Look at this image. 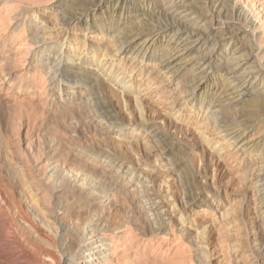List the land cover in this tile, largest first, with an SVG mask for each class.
<instances>
[{
  "label": "bare ground",
  "instance_id": "1",
  "mask_svg": "<svg viewBox=\"0 0 264 264\" xmlns=\"http://www.w3.org/2000/svg\"><path fill=\"white\" fill-rule=\"evenodd\" d=\"M60 1L70 2L65 7L70 8L68 14L57 12L34 25V44L43 46L40 55L62 58L66 43V59L75 58L79 72L82 66L88 69V76L82 71L74 82L102 76V87L109 93L120 84V92L128 90L134 96L127 98L135 101L142 117L145 101L155 104L162 115L171 117V125L196 138L203 161L210 157L217 169L229 174L228 181L244 188L237 212L221 211V198L211 192L196 193L195 199L188 195L183 206L188 215L199 218L195 235L204 233L202 257L210 259L207 264H264V0ZM134 76L138 77L129 83ZM59 78L65 86L71 80V76ZM18 81L8 83V90L20 89ZM74 84L67 94H73ZM101 108L109 114L112 106ZM136 124L125 130L130 138L145 131L151 138L159 133L157 124L149 131L144 119ZM4 147L0 149V264L122 263L119 254H108L117 246L104 243L96 231L79 239L71 231L60 245L61 230L49 224L33 184L36 175L23 161L11 159ZM154 172L147 176L151 182ZM160 173L162 183L172 175L166 166ZM91 192H84L87 198ZM140 202L151 228L157 230L167 224L162 217L176 213L174 208L160 211V200L144 196ZM103 211L94 225L112 221V215ZM187 218L180 213L177 221L190 231L193 219ZM207 238L214 241L212 248H207ZM84 247L86 253L78 258Z\"/></svg>",
  "mask_w": 264,
  "mask_h": 264
},
{
  "label": "rangeland",
  "instance_id": "2",
  "mask_svg": "<svg viewBox=\"0 0 264 264\" xmlns=\"http://www.w3.org/2000/svg\"><path fill=\"white\" fill-rule=\"evenodd\" d=\"M60 2L0 0V145L3 146L0 149L5 145L11 159L23 161L36 175L33 184L39 191L49 224L61 230L60 245L71 231H76L78 239L96 231L104 243L117 246L116 252L108 251V254H119L121 264H207L210 259L205 261L201 252L206 246L201 242L204 233L195 235L199 232L196 230L199 218L193 213L188 215L183 205L190 194L195 199L200 193L211 192L221 198V211L237 212L243 186L228 181L229 174L221 167L217 169L210 157L203 161L196 138L186 137L179 126L171 125V117L162 115L155 104L145 101L146 113L142 117L143 112L135 101L127 98L128 94L133 95L128 90L120 92V84L109 93L102 87V76L98 80L93 75V80L74 82V76L78 77L82 71L81 75L88 76V69L82 66L79 72L74 65L77 60L66 59V43L63 42V48L60 43L58 46L62 48L63 59L53 55L46 59V55H40L43 46L34 44V25L49 20L57 12L68 14L70 8L65 7L70 2ZM64 40L62 37L61 42ZM7 72L11 77L4 76ZM59 75L71 76L67 86ZM21 76L20 83L17 79ZM137 77H131L129 83ZM16 81L20 89L8 90V83ZM73 83L75 89L69 95L67 91ZM103 104H111L114 112L111 109L106 113L101 108ZM143 119L148 131L153 124L158 125V135L151 138L145 131L130 138L125 130ZM107 124L114 127L111 129ZM163 164L172 173L167 180L173 181L162 183ZM154 169V182H151L147 176ZM191 182L194 188L189 193ZM85 189L93 190L92 197L87 198ZM143 195L154 202L160 200V208L163 206L160 211L175 209L173 217L168 213L169 218H161L167 224L170 220L168 225L165 223L158 230L151 228L141 210ZM102 209L112 215V221L94 225ZM180 213L193 219L190 231L177 221ZM103 226L106 228L102 229ZM118 227L121 229L115 230ZM207 241V248H212L214 241L208 238ZM84 253L86 247L76 256L80 258Z\"/></svg>",
  "mask_w": 264,
  "mask_h": 264
}]
</instances>
